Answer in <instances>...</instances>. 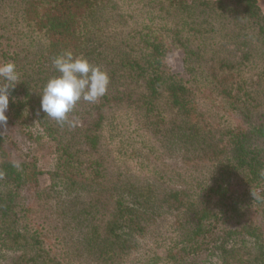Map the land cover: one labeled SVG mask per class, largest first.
Segmentation results:
<instances>
[{
    "label": "trees",
    "instance_id": "obj_1",
    "mask_svg": "<svg viewBox=\"0 0 264 264\" xmlns=\"http://www.w3.org/2000/svg\"><path fill=\"white\" fill-rule=\"evenodd\" d=\"M176 49L184 77L167 65ZM64 50L110 76L74 128L40 110ZM0 61L20 73L10 122L33 118L56 154L43 184L0 134L9 264H264L258 0H0Z\"/></svg>",
    "mask_w": 264,
    "mask_h": 264
},
{
    "label": "clouds",
    "instance_id": "obj_2",
    "mask_svg": "<svg viewBox=\"0 0 264 264\" xmlns=\"http://www.w3.org/2000/svg\"><path fill=\"white\" fill-rule=\"evenodd\" d=\"M58 75L50 77L40 93V110L70 128L77 122L69 118L81 100L95 103L103 97L110 84V76L99 65H92L87 58L64 50L53 58ZM20 80L17 66L11 61H0V126L7 123L10 89Z\"/></svg>",
    "mask_w": 264,
    "mask_h": 264
},
{
    "label": "rangeland",
    "instance_id": "obj_3",
    "mask_svg": "<svg viewBox=\"0 0 264 264\" xmlns=\"http://www.w3.org/2000/svg\"><path fill=\"white\" fill-rule=\"evenodd\" d=\"M258 2L264 12V0H258ZM167 65L173 73L183 77L186 76L184 54L182 51L177 49L170 51L168 53ZM77 120L84 123V119ZM0 134L5 138L7 149L13 152L14 159L25 160L27 156L37 158L38 167L44 172L42 183L48 185L50 183L48 173L53 170L56 158L55 148L53 142L43 135L33 118L27 117L19 123H12L8 118L6 125L0 126ZM10 253H0V264H9ZM206 260L211 261L208 264L219 262L217 256L207 258Z\"/></svg>",
    "mask_w": 264,
    "mask_h": 264
}]
</instances>
